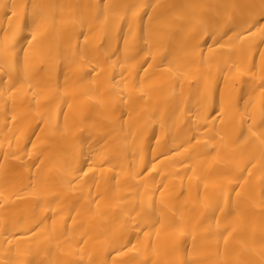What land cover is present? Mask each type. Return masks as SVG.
I'll use <instances>...</instances> for the list:
<instances>
[{
    "label": "bare ground",
    "instance_id": "6f19581e",
    "mask_svg": "<svg viewBox=\"0 0 264 264\" xmlns=\"http://www.w3.org/2000/svg\"><path fill=\"white\" fill-rule=\"evenodd\" d=\"M0 264H264V0H0Z\"/></svg>",
    "mask_w": 264,
    "mask_h": 264
}]
</instances>
